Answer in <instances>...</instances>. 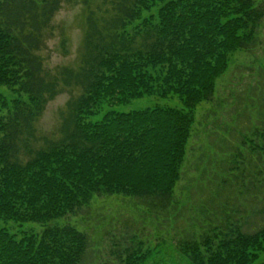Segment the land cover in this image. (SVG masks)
Listing matches in <instances>:
<instances>
[{
    "label": "trees",
    "instance_id": "1",
    "mask_svg": "<svg viewBox=\"0 0 264 264\" xmlns=\"http://www.w3.org/2000/svg\"><path fill=\"white\" fill-rule=\"evenodd\" d=\"M70 1L0 0V85L13 94H0V264H81L87 235L47 223L76 214L94 196L123 195L166 213L193 109L212 98L229 56L254 45L264 19V3L252 0H79L86 11L79 63L51 75L38 52ZM156 2L164 3L142 18ZM62 89L77 94L61 113L59 134L35 146V123ZM153 94L177 95L183 108L109 111L88 120L105 101ZM11 221L44 228L17 235L3 226ZM243 225L233 219L209 228L179 241L178 250L191 264H253L264 251V222ZM122 253L119 264L152 256L141 242Z\"/></svg>",
    "mask_w": 264,
    "mask_h": 264
},
{
    "label": "rangeland",
    "instance_id": "2",
    "mask_svg": "<svg viewBox=\"0 0 264 264\" xmlns=\"http://www.w3.org/2000/svg\"><path fill=\"white\" fill-rule=\"evenodd\" d=\"M170 0H165L167 2ZM255 6L264 0H252ZM156 2L142 18L156 14ZM85 7L79 0L63 2L46 31L38 52L45 70L53 75L62 67H76L85 30ZM140 21V20H139ZM139 21L128 28L131 29ZM263 22V23H262ZM254 45L229 56L225 71L214 81L210 100L192 111L190 136L181 175L173 190V205L164 214L150 211L140 201L123 195L94 196L74 215L47 225H71L87 235L89 247L81 264H119L123 249L141 242L152 256L145 264H191L178 250V242L212 227L241 220L246 230L264 222V19ZM0 94L13 97L0 85ZM76 91L62 89L49 100L35 123V146L59 134L61 113ZM154 107L181 109L177 95H143L123 103L105 101L88 117L102 119L109 111L130 112ZM11 233H40L44 225L8 222ZM264 263V251L253 264Z\"/></svg>",
    "mask_w": 264,
    "mask_h": 264
}]
</instances>
